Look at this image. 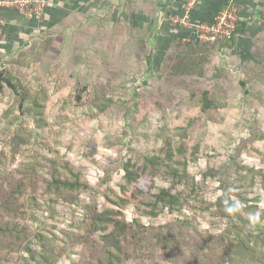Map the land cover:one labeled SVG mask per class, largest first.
I'll list each match as a JSON object with an SVG mask.
<instances>
[{
  "label": "rangeland",
  "instance_id": "374dc122",
  "mask_svg": "<svg viewBox=\"0 0 264 264\" xmlns=\"http://www.w3.org/2000/svg\"><path fill=\"white\" fill-rule=\"evenodd\" d=\"M76 11L50 30L38 28L43 31L37 45L0 56V184L16 169L46 179L54 169L49 161H54L79 170L91 191L72 204L62 197L29 203L25 220L30 236L8 249L9 239L0 236V264H7L6 258L8 264H49L39 258L48 249L55 253L52 264H88V247L78 243L87 235L83 219L94 205L98 212L120 213L126 223L136 220L145 228L181 220L186 211L163 212L155 220L140 218L131 190L121 191L122 164L160 153L166 141L173 150L184 146L188 174L201 187L200 199L207 205L221 194L218 180H226L234 169L230 158L253 167V172L244 171L243 180H233L230 191L247 199L257 196L262 209L264 14L249 31L246 28L261 32L257 37L237 36L231 49L200 44L209 51L199 53L204 73L192 76L170 71L177 43L194 41L192 23L181 21L182 12L169 14L150 0H88ZM48 39L52 43L42 51ZM2 77L36 101L20 110L19 94ZM204 97L211 102L206 111L201 108ZM210 168L215 176L203 180ZM155 187L181 188L164 177L155 178ZM232 199L238 200L234 195ZM207 205L194 213L195 230L217 234L226 221L214 217ZM258 213L247 216L256 222ZM187 233L191 230L177 241L180 247L202 242L199 237L191 241ZM202 243V251L193 256L208 262L218 252L208 251L212 241ZM35 254L39 256L33 260ZM161 257L160 263L172 259ZM119 264L143 263L129 257Z\"/></svg>",
  "mask_w": 264,
  "mask_h": 264
},
{
  "label": "trees",
  "instance_id": "16d2710c",
  "mask_svg": "<svg viewBox=\"0 0 264 264\" xmlns=\"http://www.w3.org/2000/svg\"><path fill=\"white\" fill-rule=\"evenodd\" d=\"M245 32L246 23L242 22L230 40L220 42L218 45L231 49L236 44L237 36ZM180 41L169 61L170 71L182 75H203V59L199 53L208 54L209 51H204L205 46H200V43L193 40ZM49 43H52L51 39L45 41L42 51L49 46ZM2 78L10 90L19 94L14 83L7 79L8 77ZM240 82L244 84V81ZM17 96L20 110L29 102L36 101L28 93ZM201 104V108L206 111L211 102L204 97ZM254 139L255 135L250 140ZM164 145L165 147L156 155L143 157L139 161L128 159L122 164L124 186L122 185L121 191L125 193L128 188L131 190L130 197L136 214L140 218L155 220L163 212L172 214L186 211V215L181 220L177 219L173 223L154 229L145 228L136 220L126 223L121 218L122 214L111 210L98 212L94 205L83 219L87 225V235L82 236L80 239L83 241L78 243L88 247L92 258L88 264H119L129 257L140 259L143 264H264V207L259 209L260 199L257 196L247 199L246 196L242 197L230 191L233 180H243L244 171L253 172L255 169L244 167L240 161L230 158L228 164L234 166V169L229 172L226 180L222 178L218 180V190L221 194L215 202L207 205L200 199L201 187L188 174L187 161L183 154L184 146L181 144L173 150L169 142L166 141ZM49 163L54 169L48 173L46 179L39 180L35 174L16 169L8 172L7 177L0 184V221L2 222L0 236L9 239L5 241V247L19 246L30 236L25 220L29 203L36 204L39 201L38 198L62 197L66 203L72 204L81 193L91 191L87 179L69 163L60 165L54 161ZM214 176L215 171L210 168L204 174L203 180ZM158 177L169 179L172 186L179 185L181 188H156L155 178ZM249 185L253 183L250 182ZM259 185L264 194V173L262 172L259 175ZM141 186H146V190L142 191ZM233 195L238 200H233ZM205 205H207L206 210L214 217L226 221L222 224V231L217 234L209 232L200 234L195 230L194 213L200 211ZM213 210L216 212L212 213ZM256 211L259 212L258 220L250 221L247 215H253ZM139 227H142V230ZM189 230L191 233L187 235L191 241L195 237H199L202 242L212 241L208 251L218 252L213 259L207 262V259H203L198 254L193 256V252L200 249L202 251L204 247L202 242L198 246L195 244L187 249L177 244V241H181L186 236L182 234ZM165 255L171 256L172 259L160 263L164 260L161 256ZM176 255L180 256L175 258ZM38 256L37 254L32 256L33 260L38 259ZM39 258L52 264L56 257L52 249H48L44 250ZM7 260L6 258L4 262L8 264L10 261Z\"/></svg>",
  "mask_w": 264,
  "mask_h": 264
},
{
  "label": "crops",
  "instance_id": "0c3cea01",
  "mask_svg": "<svg viewBox=\"0 0 264 264\" xmlns=\"http://www.w3.org/2000/svg\"><path fill=\"white\" fill-rule=\"evenodd\" d=\"M231 0H198V3L191 10L189 19L192 24L209 23L214 16ZM239 6V21L246 23L249 31L255 26L259 17L264 14V0H234ZM88 0H49V7L45 19L39 23L30 21L20 16L14 10H7L3 13L4 26L3 35L0 40V56L7 57L15 51L26 50L28 45L38 42V33L54 28L59 22L66 21L69 16L78 13L76 10ZM154 5H161L167 8L169 14L181 15L186 0H150ZM78 7V8H76ZM74 13V14H75ZM40 28V29H38ZM241 34V39L257 37L261 32L254 31ZM37 45V44H36ZM237 45V44H236Z\"/></svg>",
  "mask_w": 264,
  "mask_h": 264
},
{
  "label": "built area",
  "instance_id": "2783aa9c",
  "mask_svg": "<svg viewBox=\"0 0 264 264\" xmlns=\"http://www.w3.org/2000/svg\"><path fill=\"white\" fill-rule=\"evenodd\" d=\"M198 0H186L182 9L181 21L188 20L191 10ZM49 7V0H0V40L3 35L4 16L7 10H14L20 16L40 23L44 20ZM239 6L234 0L229 1L209 23H197L194 28V42L203 45H215L230 40L239 23ZM188 41V40H183Z\"/></svg>",
  "mask_w": 264,
  "mask_h": 264
},
{
  "label": "clouds",
  "instance_id": "9594fccd",
  "mask_svg": "<svg viewBox=\"0 0 264 264\" xmlns=\"http://www.w3.org/2000/svg\"><path fill=\"white\" fill-rule=\"evenodd\" d=\"M229 211H232V209H229Z\"/></svg>",
  "mask_w": 264,
  "mask_h": 264
}]
</instances>
